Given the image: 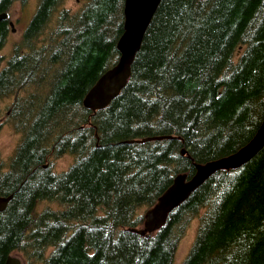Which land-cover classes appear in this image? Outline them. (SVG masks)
<instances>
[{
  "label": "trees",
  "instance_id": "16d2710c",
  "mask_svg": "<svg viewBox=\"0 0 264 264\" xmlns=\"http://www.w3.org/2000/svg\"><path fill=\"white\" fill-rule=\"evenodd\" d=\"M24 1L0 0V12ZM64 1L40 0L0 72V99L14 95L31 110L26 126L16 123L24 136L0 174V195L14 196L0 214V264L13 252L43 264H174L196 218L182 264H264V147L242 167L215 172L159 230L130 231L143 228L178 175L192 177L196 164L236 152L257 133L264 0H162L127 86L95 113L82 102L118 61L125 0H88L73 14L60 10ZM9 32L0 22V47ZM156 135L174 138L127 142ZM66 153L76 157L69 171L42 170ZM41 200L62 209L37 213Z\"/></svg>",
  "mask_w": 264,
  "mask_h": 264
},
{
  "label": "water",
  "instance_id": "95a60500",
  "mask_svg": "<svg viewBox=\"0 0 264 264\" xmlns=\"http://www.w3.org/2000/svg\"><path fill=\"white\" fill-rule=\"evenodd\" d=\"M162 0H125L124 32L118 40V61L106 70L88 90L84 99V108L93 113L107 108L127 86L132 66L141 50L146 32ZM9 18L8 12L0 13V22ZM11 31L15 32L14 23L10 22ZM172 135L148 136L129 140V143H147L171 140ZM264 147V120L253 139L236 152L205 164H196L194 175H178L173 184L161 195L157 203L146 211L143 228L132 227L130 231L145 236L163 227L168 215L188 199L190 194L200 187L209 177L219 170L238 169L250 161ZM183 155H187L184 148ZM0 196V206L13 199ZM6 264H21L18 259H9Z\"/></svg>",
  "mask_w": 264,
  "mask_h": 264
},
{
  "label": "rangeland",
  "instance_id": "374dc122",
  "mask_svg": "<svg viewBox=\"0 0 264 264\" xmlns=\"http://www.w3.org/2000/svg\"><path fill=\"white\" fill-rule=\"evenodd\" d=\"M88 0H65L60 6V10H66L73 14L80 11ZM40 0H25L24 2L15 3L11 9L10 20L14 22L15 32L8 33L4 44L0 47V56L9 58L14 53V48L19 44L27 30L31 20L33 19ZM20 95H22L20 93ZM12 96H7L2 99L0 104L1 109L9 106L12 102ZM4 112H2L3 114ZM23 139V134L16 131L13 124L3 125L0 129V170L6 171L9 167L11 159L14 157L20 142ZM76 157L73 154L66 153L60 158H51L48 162L52 173L63 174L71 169L75 164ZM41 212L45 209H52L54 211L62 209L58 202H46L42 207H39ZM43 210V211H42ZM199 227V218L194 219L187 228L184 237L182 238L174 264H182L192 249L197 237ZM53 248H48L45 252V257L49 256ZM22 260V258H20ZM28 264H43V259H32Z\"/></svg>",
  "mask_w": 264,
  "mask_h": 264
},
{
  "label": "flooded vegetation",
  "instance_id": "af4514ba",
  "mask_svg": "<svg viewBox=\"0 0 264 264\" xmlns=\"http://www.w3.org/2000/svg\"><path fill=\"white\" fill-rule=\"evenodd\" d=\"M0 13H2V12H0ZM8 14H9V18L7 19V21H8V26L10 27V22H13V21L10 20V13L9 12H8ZM22 53L26 54V52H22ZM14 54L15 53H13L12 56H10L9 58H6L5 56H0V64H1L0 65V72L2 70H4V68L7 66L8 61L13 57ZM20 93L22 94V95H20L21 97L26 95L25 91H20ZM10 100H12V102L9 106H5V108H2V109L0 107V129L3 127V125L7 126L10 123V124L14 125L16 131L19 132V134H23L21 129L17 128L16 123H22L23 122V123H25V126H26V123L31 121L30 105L28 103H26L25 99L17 100V98L14 95H12V98ZM2 102H3L2 99H0V104ZM2 112H4V113L2 114ZM23 136H24V134H23ZM42 170L44 172H52L51 168H50V164L48 162H46L42 165ZM9 171H10V165L6 171L0 170V174L8 173ZM0 196L8 197L10 195H7V196L0 195ZM12 200L9 201L6 205L0 206V214H5L8 212V210L10 208V203L12 202ZM46 202H48V201L47 200H41V201L37 202L36 207H35V211L37 213H42L41 210H39L40 209L39 207H40V205L42 207ZM52 251H53V249H52ZM20 258H22V260ZM32 258L33 257H31V259H29L27 257V255L25 254V252H13L12 254L9 255L6 262L9 259H18L21 264H28V261H31ZM33 259H37V257H34ZM6 262H5V264H6Z\"/></svg>",
  "mask_w": 264,
  "mask_h": 264
},
{
  "label": "bare ground",
  "instance_id": "6f19581e",
  "mask_svg": "<svg viewBox=\"0 0 264 264\" xmlns=\"http://www.w3.org/2000/svg\"><path fill=\"white\" fill-rule=\"evenodd\" d=\"M124 12V11H123ZM124 21V20H123ZM126 142V141H125Z\"/></svg>",
  "mask_w": 264,
  "mask_h": 264
}]
</instances>
